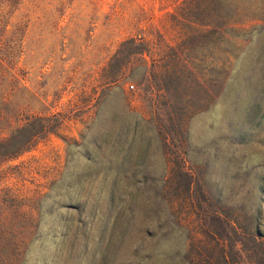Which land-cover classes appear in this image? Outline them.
Here are the masks:
<instances>
[{"label": "rangeland", "instance_id": "obj_1", "mask_svg": "<svg viewBox=\"0 0 264 264\" xmlns=\"http://www.w3.org/2000/svg\"><path fill=\"white\" fill-rule=\"evenodd\" d=\"M225 1L0 0V264H264V0Z\"/></svg>", "mask_w": 264, "mask_h": 264}, {"label": "trees", "instance_id": "obj_2", "mask_svg": "<svg viewBox=\"0 0 264 264\" xmlns=\"http://www.w3.org/2000/svg\"><path fill=\"white\" fill-rule=\"evenodd\" d=\"M222 4H227V6H222ZM241 5L238 3H227L225 0H212V19L217 18L219 15L221 16V9H225L227 14L225 16L228 18L234 17V16H243V12L247 10L245 7H240ZM242 10V11H241ZM219 12V13H218ZM224 12V11H223ZM245 15V14H244ZM133 40L129 39L125 41L121 46L124 47L125 45L133 44Z\"/></svg>", "mask_w": 264, "mask_h": 264}, {"label": "built area", "instance_id": "obj_3", "mask_svg": "<svg viewBox=\"0 0 264 264\" xmlns=\"http://www.w3.org/2000/svg\"><path fill=\"white\" fill-rule=\"evenodd\" d=\"M130 90H133V87L132 86H130Z\"/></svg>", "mask_w": 264, "mask_h": 264}]
</instances>
